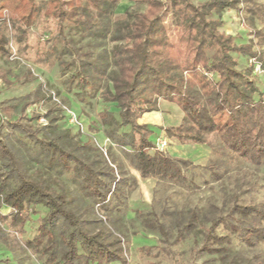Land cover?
Masks as SVG:
<instances>
[{"label":"trees","instance_id":"obj_1","mask_svg":"<svg viewBox=\"0 0 264 264\" xmlns=\"http://www.w3.org/2000/svg\"><path fill=\"white\" fill-rule=\"evenodd\" d=\"M119 1L47 0L45 4L47 14L58 21L62 35L67 26L70 31L101 42L111 35L110 15ZM142 1L146 10L126 13L121 22L123 30L110 37L116 42L112 49L97 55L92 50L78 53V66L72 73V80L82 90L89 85L97 89L102 79L109 81L103 99L116 105L118 117L107 110L99 113L107 125V137L131 151L143 178L181 184L192 181L187 170L193 162L158 149L156 142L162 133L152 140L153 127L138 121L145 112L159 111L158 102L163 99L176 103L184 112L180 124L162 128L167 136L182 144L208 145L207 135L215 134L226 151L256 165L263 163L264 98L253 79L256 65L239 69L234 54L254 58L264 71V52L256 51L251 41L238 43L234 35L221 30L223 12L237 8L239 0H206L201 4L192 0ZM40 9L35 0H0V17L6 10L14 25L25 27L24 35ZM174 26H178L175 42L169 35ZM7 43L0 26V53H10ZM11 125L40 144L52 168L74 170L82 177V187L94 203L105 209L114 204L115 198L118 204L123 203V186L128 181L117 180L114 167H98L99 162L67 148L68 130L44 140L22 123ZM2 160L6 161V173L2 171ZM198 167L214 168L212 163ZM72 203L68 193L29 178L20 169L14 149L0 129V204L12 208L13 223L21 225L29 219L23 212L36 213L38 205L46 210L37 234L27 244L40 249L47 264H126L121 238L109 229L89 230L92 220L78 214ZM138 217L167 246L184 240L202 221L196 208L190 210L187 219L178 222L173 237L155 209L142 210ZM234 240L250 248L264 243V206L244 203L237 193L225 214L209 218L196 253L225 260ZM227 264L244 263L232 260Z\"/></svg>","mask_w":264,"mask_h":264},{"label":"rangeland","instance_id":"obj_2","mask_svg":"<svg viewBox=\"0 0 264 264\" xmlns=\"http://www.w3.org/2000/svg\"><path fill=\"white\" fill-rule=\"evenodd\" d=\"M35 1L41 9L33 25L26 28V35L23 34L25 27L14 25L6 10L0 17V26L8 38L6 48L10 52L0 53V129L14 149L20 169L29 178L43 180L52 188L68 193L73 199V209L92 220L89 230L109 229L114 236H119L126 264H227L232 260L264 264V243L250 248L234 240L225 260L196 253L209 218L225 214L235 193L244 203L264 206V162L256 165L236 157L224 149L215 134L207 135L208 145L182 144L167 136L162 128L180 124L184 112L176 103L160 99L159 111L145 112L138 121L153 127L152 140L162 133L168 141L164 148L166 154L193 162L187 170L192 181L181 184L154 177L143 178L135 167L131 151L107 137V125L99 118L103 110L118 117L116 105L103 99L109 81L102 79L97 83V89L89 85L82 90L72 80V73L78 66V53L92 50L97 55L112 49L116 42L110 37L123 30L121 22L126 13L143 12L146 3L120 0L110 15L111 35L100 42L81 32L70 31L67 26L62 35L58 21L47 14V0ZM192 1L201 4L206 0ZM222 19V31L234 35L238 43L251 41L256 51L264 52V0H239L237 8L223 12ZM177 33L178 26L172 27L169 35L173 42ZM208 53L212 56L214 52ZM234 56L238 59L239 69L256 65L253 79L264 98V71L257 60L238 54ZM110 69L114 70L115 66ZM68 112H74L79 123L72 122ZM12 122L26 125L44 140H51L68 130L67 148H73L87 160L99 162L96 163L98 167H114L116 179L128 181L123 186L126 192L125 198L122 197L124 204H118L116 198L107 209L94 203L82 187V177L74 170L52 168L40 144L14 129ZM5 162L2 160L1 165L6 173ZM208 163L214 168L198 167ZM151 208L169 225L173 237L178 222H184L190 210L196 208L202 221L184 240L167 246L161 243L159 234L146 228L138 217V212ZM36 209V213H22L29 219L21 225L20 222L13 223L14 210L0 204V264H47L44 253L27 244L37 234L40 219L46 213L40 205Z\"/></svg>","mask_w":264,"mask_h":264},{"label":"built area","instance_id":"obj_3","mask_svg":"<svg viewBox=\"0 0 264 264\" xmlns=\"http://www.w3.org/2000/svg\"><path fill=\"white\" fill-rule=\"evenodd\" d=\"M69 113V112H68ZM69 117L70 120L72 122H76V123H79L78 120H77V116L74 112H71L69 113ZM156 145H157V148L160 149V150H164V148H166L168 146V141L165 139L164 136H160L158 139H157V142H156Z\"/></svg>","mask_w":264,"mask_h":264},{"label":"crops","instance_id":"obj_4","mask_svg":"<svg viewBox=\"0 0 264 264\" xmlns=\"http://www.w3.org/2000/svg\"><path fill=\"white\" fill-rule=\"evenodd\" d=\"M145 122V121H144ZM145 123H147V122H145Z\"/></svg>","mask_w":264,"mask_h":264}]
</instances>
